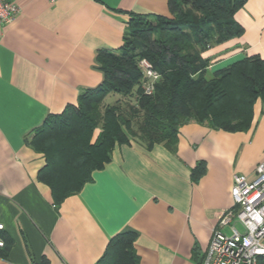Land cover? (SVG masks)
Masks as SVG:
<instances>
[{
  "label": "crops",
  "instance_id": "obj_1",
  "mask_svg": "<svg viewBox=\"0 0 264 264\" xmlns=\"http://www.w3.org/2000/svg\"><path fill=\"white\" fill-rule=\"evenodd\" d=\"M16 2L0 38V224L10 243L0 264H95L125 231L136 233L139 264H197L233 205V175L252 177L264 162L260 102L242 131L188 121L172 145H116L78 192L55 203L37 178L45 161L28 142L33 131L101 82L96 54L122 45L131 15L170 12L167 0ZM234 19L242 34L202 53L210 75L244 56L264 58V0H246Z\"/></svg>",
  "mask_w": 264,
  "mask_h": 264
},
{
  "label": "trees",
  "instance_id": "obj_2",
  "mask_svg": "<svg viewBox=\"0 0 264 264\" xmlns=\"http://www.w3.org/2000/svg\"><path fill=\"white\" fill-rule=\"evenodd\" d=\"M245 2L167 0L170 17H129L122 45L96 54L101 82L83 91L76 104L49 114L28 141L44 157L37 178L55 203L78 192L92 171L110 160L116 145L130 140L172 145L188 121L226 131L250 126L254 104L259 101L264 110V58L244 56L208 75L209 59L202 56L242 34L234 13ZM143 58L159 74L151 94L141 86ZM135 237L133 231L110 237L95 264H139ZM0 239L3 256L10 243L1 229ZM258 261L264 264V255Z\"/></svg>",
  "mask_w": 264,
  "mask_h": 264
},
{
  "label": "built area",
  "instance_id": "obj_3",
  "mask_svg": "<svg viewBox=\"0 0 264 264\" xmlns=\"http://www.w3.org/2000/svg\"><path fill=\"white\" fill-rule=\"evenodd\" d=\"M17 13L16 0H0V38ZM138 66L143 92L151 94L159 74L145 58ZM231 197L233 205L220 214L199 264H259V256L264 255V162L255 166L252 177L233 175Z\"/></svg>",
  "mask_w": 264,
  "mask_h": 264
},
{
  "label": "rangeland",
  "instance_id": "obj_4",
  "mask_svg": "<svg viewBox=\"0 0 264 264\" xmlns=\"http://www.w3.org/2000/svg\"><path fill=\"white\" fill-rule=\"evenodd\" d=\"M207 74H208V73H207ZM208 75H210V74H208ZM208 75H207V76H208ZM114 97H115V96H114ZM114 97H112V98L106 97V99H108V98H109V99H108V102H113V100H114ZM224 231H225V232H227V233H229V230H228V228H227V227H225Z\"/></svg>",
  "mask_w": 264,
  "mask_h": 264
}]
</instances>
